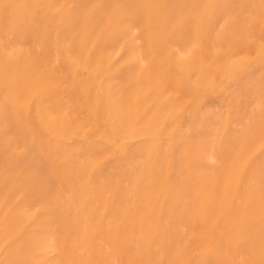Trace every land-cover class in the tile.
Segmentation results:
<instances>
[{
	"label": "rangeland",
	"instance_id": "374dc122",
	"mask_svg": "<svg viewBox=\"0 0 264 264\" xmlns=\"http://www.w3.org/2000/svg\"><path fill=\"white\" fill-rule=\"evenodd\" d=\"M94 255L264 264V0H0V264Z\"/></svg>",
	"mask_w": 264,
	"mask_h": 264
},
{
	"label": "bare ground",
	"instance_id": "6f19581e",
	"mask_svg": "<svg viewBox=\"0 0 264 264\" xmlns=\"http://www.w3.org/2000/svg\"><path fill=\"white\" fill-rule=\"evenodd\" d=\"M125 237H126V236H125ZM125 240H126V239H125ZM127 240H128V238H127ZM121 241H122V240H121ZM124 242H125V241H124ZM100 249L103 250V248H100ZM100 249H98V252H99ZM101 250H100V251H101ZM103 252H104V250H103ZM96 253H97V252H96ZM99 254H100V253H99ZM99 254H98V255H99ZM104 255H105V253H104L101 257L103 258V257H106V256H107V255H106V256H104ZM107 257H108V256H107ZM102 258H101V259H102ZM96 259H97V256H96V255H94V256H92V257H89V259H88L89 264H90V262H93V261L96 260ZM101 259H100V260H101ZM105 261H106V258H105ZM102 263L105 264V263H104V260H103ZM109 263H110V262H109ZM99 264H100V263H99Z\"/></svg>",
	"mask_w": 264,
	"mask_h": 264
}]
</instances>
